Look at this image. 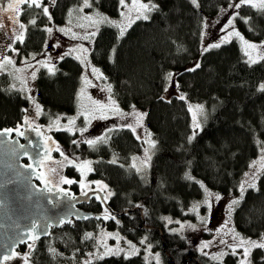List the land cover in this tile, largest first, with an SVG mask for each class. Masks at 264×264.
<instances>
[{
    "label": "trees",
    "instance_id": "trees-1",
    "mask_svg": "<svg viewBox=\"0 0 264 264\" xmlns=\"http://www.w3.org/2000/svg\"><path fill=\"white\" fill-rule=\"evenodd\" d=\"M74 1L58 0L55 19L61 21ZM151 1L157 7L149 12L148 20H135L122 38L117 27L104 24L90 51L120 106L139 107L147 113L145 123L155 141L150 166L144 173L132 167L130 158L141 150L142 142L122 127L111 132L107 143L90 147L92 174L106 181L112 193L110 205L120 213V221L111 227L145 236L161 253L163 262L159 264H223L208 263L181 234L169 232L164 217H190L191 206L205 195L201 183L222 194L237 191L250 162L264 150V91L260 89L264 61L250 63L238 37L218 48H202L205 19L232 0H198L199 8L190 0ZM95 4L118 15L120 0H96ZM236 12L238 31L251 40L264 39V11L246 5ZM39 17L28 28L20 45L22 53L39 52L46 43V30L41 26L44 18ZM196 60L200 67L189 71ZM81 72L82 64L71 55L60 59L54 74L39 70L36 99L43 109L41 122L76 111ZM168 73L174 74L180 94L164 95ZM10 84L9 74L0 72V127L16 125L29 104L28 97ZM182 94L186 99L179 98ZM190 103L203 106L199 129L193 127ZM54 133L71 145L69 131ZM85 147L83 154L88 153ZM113 159L116 163L110 162ZM189 175L194 179H188ZM256 181L255 188H245L233 210L237 232L252 238L264 235V168ZM71 221L63 232L56 231L55 236L61 238H43L34 246L31 264H73L86 255L94 239L83 237L92 221ZM49 246L59 254H50ZM237 258L229 253L224 262L237 264ZM91 260L92 264H157L140 253ZM250 260L251 264H264V249H253Z\"/></svg>",
    "mask_w": 264,
    "mask_h": 264
},
{
    "label": "rangeland",
    "instance_id": "rangeland-1",
    "mask_svg": "<svg viewBox=\"0 0 264 264\" xmlns=\"http://www.w3.org/2000/svg\"><path fill=\"white\" fill-rule=\"evenodd\" d=\"M238 0H232V2L228 3L227 5H224L219 13H217L214 16L208 17L204 21V28H203V40H202V48L209 47L210 45L221 43V40L226 36L228 32L233 31L232 27H229L228 29L222 31L224 28V25L227 23L228 19L231 18L235 14L234 8H229V4L236 3ZM96 0H92V7L91 8H84L82 12L78 11V9L82 6L83 0H77L74 1L65 11L64 17L61 21H58L55 19L53 15V11L57 5L53 7L52 10H49V13L51 15V20H49L48 16L44 15L42 12V8L32 9L29 13V20L35 19L32 15L37 16L38 22V16H42L44 18V24L41 26L46 30L47 28H52V32L49 33L46 30V43L43 47V49L39 52H32L30 53H22L19 51V53L16 52H10L8 51L4 56L11 57L14 61L13 64H7L4 63L3 68H0V72H6L9 74L11 79L10 88L13 89V85H15V89L19 90L22 87L21 81H26V85L24 87L26 88L25 91H22L27 97L31 96L34 98L35 102L41 106L39 101L36 99V80L37 75L40 69L45 68L40 61H49V66L54 65V70L57 66V63L60 61V57H65V53H69L71 51V56L77 57L82 56V52L80 51V46L83 45V47L88 49L87 57L88 61H90L89 65L82 64L79 60V62L82 64V72L80 75V88L78 90V103H77V109L75 112L71 114H58L57 116L51 118L50 120H46V123L41 122L40 116H36V108L33 104L32 100L29 99V104L27 106V111L24 115L27 113L29 114V119L32 120L33 124H37V126H40L46 131L55 132L57 130V126L53 125L51 129L49 128V125L54 121L57 117H60L59 120V126L61 127V130H63V126L68 124L69 118H75V126L74 131H69L71 133L72 141L76 140L78 144H73L71 141V145H67L69 148V151H72L71 161L73 163L71 164V167L67 171V175L69 177L75 176V180L80 182L83 180L85 184H88L91 179L90 176H93L92 173L89 175L88 167H92L91 163L88 166L78 168L77 165L83 166L85 161H92L94 160L90 156L91 152V146H89L84 141L90 140V139H96L98 137L107 135L108 140H110L111 132L114 129H119L124 127L126 124H132L133 127H136V132L134 133L136 136H140V141L142 142V148L139 150V152L134 153L130 158V164H135L137 168H140L141 170L139 172L144 173L147 171L148 167L150 166L151 159L148 161L147 165L142 164V161L145 158V149H148L147 155L151 157L153 154V148H150V145L147 141L152 140L154 141L152 135L149 137L150 131L148 130L146 123H145V117L142 121V126L137 127V121L134 115H131L133 113V107L131 108H122L118 101L116 100V97L113 94V90L111 87V92L108 91L107 86L109 85L105 78L102 70L100 67H98L91 58L90 51L92 48V44L94 42V37H91L90 39H82L84 35L90 32H97L103 26L104 24L100 25H92L90 21L83 19L85 15L93 16L95 18L96 13H100L106 17H108L110 20L118 21L124 24L125 26L128 24L129 20L135 21L136 16L138 14L139 6L141 3H150L154 4L151 0H125L124 5H119L118 15H111L108 12L102 11L98 5L95 4ZM32 11L37 12L32 13ZM71 13V15H70ZM121 13H124V15H121ZM149 15V12L146 13ZM28 21V18H26ZM27 25V29L29 24L25 22ZM132 24V23H131ZM80 25H84V27H80ZM98 28V31H97ZM128 28V27H127ZM60 29H71V32H68L66 34V31H60ZM234 29L235 31H238L235 25L234 21ZM241 36L244 37L246 41L249 43H253L256 45H261L262 42H264V39L259 40H251L246 38L240 31H238ZM72 33H76V37L74 38ZM236 37V36H232ZM231 37V38H232ZM239 42L241 43L242 49L245 52L246 46L242 43V41L237 38ZM1 49V48H0ZM248 54L246 55L247 59L249 60V55L253 60H263L261 57H264V47H257L256 49H247ZM0 57H2V54L0 53ZM77 59V58H76ZM199 61V60H198ZM197 64V60L194 62V65ZM193 66V65H190ZM92 67H95L99 69V73H102L101 78H97V75H93L92 73ZM36 73V78L32 79V73ZM87 76V79L91 81L90 84H86L83 77ZM178 83L176 78H173L172 83L170 84L168 82L167 88L168 90L164 92V95L167 97H170L174 94H180L181 90L179 87H176L175 85ZM179 85V84H178ZM115 100L116 104L119 106L120 110L123 113H127L129 115H125L123 118H121L118 115L113 114L110 107V99ZM189 102V100H188ZM109 105L107 108H101L100 105ZM192 106V116H193V124L194 119L196 122L199 123L201 127V112L196 108L197 105H201L199 103H190ZM42 107V106H41ZM135 111L138 113H145V110L135 107ZM85 115L88 116V120L90 122L85 121ZM102 116H106L107 118H101ZM95 117V118H93ZM87 128V131L81 135V133L77 130L80 128ZM199 127V128H200ZM127 128V127H126ZM198 128V129H199ZM111 129V131H109ZM196 129V128H195ZM151 134V133H150ZM83 146L86 148V151H88L87 154H83L81 150H83ZM91 147V148H90ZM261 148L258 155L252 159L250 162L247 170L245 173H248V176H244L241 180V183L239 185V188L237 191L228 193V194H222L219 192H215L214 190L209 189L204 184V189H207L208 193L212 194H218L221 199L216 200L215 195L208 197L207 193L205 192L204 197L195 202L191 208L189 209V212L191 213L190 217L186 218H177L173 216L166 215L164 217L165 220V227L169 232L181 234L186 240L192 245L194 249H196L200 254L204 255L205 260L208 263H211V261L216 262H222L225 264V257L222 258L221 261L214 260L212 257L213 255H216L221 252H228L231 253V249L228 248V244H234L237 241L233 240V233L230 231V229H234L235 233H238L234 221H233V210L235 205L233 206L231 210V214L229 215V205L232 203L233 200H239L241 198V184L247 181L248 183H256L258 175L262 171L264 167H262V164H264V160H262V157H264V151ZM135 158V159H134ZM255 162V165L254 163ZM93 163V161H92ZM53 167H57L56 164L53 165ZM71 169V170H70ZM73 169V170H72ZM136 169V168H135ZM56 170V169H54ZM75 170V171H74ZM74 172V173H73ZM82 172L84 173L82 175ZM255 173V179H253V174ZM66 176V174H65ZM95 176V175H94ZM248 183L244 184V187H248ZM208 199L211 203V210L209 211L208 206L204 203L205 199ZM195 205H199L198 209L196 211H193ZM200 217H205L206 220L202 221ZM169 220L171 222H169ZM91 228L87 230V232H91L94 234V244L93 247L86 253L85 256L79 258L77 263L73 264H80L84 263L85 260L88 259H94L96 256L89 257L88 253H97V248H99L100 252L104 251V243L107 244L108 247L115 248L117 245V239L116 236H109L107 234H118L120 241L119 246L120 248L125 249V252L121 253L126 255L129 251V246L127 244L128 241H131L132 244L136 246L137 249H139L140 254L143 255V257L147 260H155V255L159 254V263L163 262V258L159 250H156L152 247L150 242L146 241L145 236L140 235L138 236H132L128 235L124 232H121L118 229L115 228H105L104 226L100 225L98 227V224L95 222H90ZM189 225H194L195 227H189ZM86 232V233H87ZM239 234V233H238ZM245 239H251L256 241H261L262 237L264 235L252 238V237H245L241 236ZM57 238H61L58 237ZM238 239V238H237ZM144 240V243L141 244L140 242ZM223 240L226 243H220V241ZM206 242H210L209 246L206 248H203V251H201L202 245ZM149 245H151V248L149 249ZM26 248L20 247L19 253L21 254L27 253L28 247ZM238 252H241L242 250L238 249ZM204 253H208V255H205ZM98 254V253H97ZM251 257V255H250ZM249 257V260H250ZM29 257V264H31ZM157 262V261H156ZM251 262V260H250ZM11 264H24L23 259L18 257L17 259L13 260ZM61 264H68L67 262H62ZM72 264V263H71ZM237 264H239V256L237 258Z\"/></svg>",
    "mask_w": 264,
    "mask_h": 264
},
{
    "label": "snow or ice",
    "instance_id": "snow-or-ice-1",
    "mask_svg": "<svg viewBox=\"0 0 264 264\" xmlns=\"http://www.w3.org/2000/svg\"><path fill=\"white\" fill-rule=\"evenodd\" d=\"M191 4L195 7V8H199V2L198 0H190ZM121 5H124L125 0H120ZM27 6V9H32V8H42V12L44 15L48 16L49 20H51V15L49 13V8L47 6L43 5V0H7L6 2V6L5 7H0V28L5 27L3 20L5 19V17L7 18V20L12 24V25H16L18 26V31L19 34L15 36V39L17 41H19L20 43H23L24 41V36H25V31L27 30V25L20 22L19 17L21 15L24 14V9L23 6ZM250 6L253 8H256L257 10H261L264 11V0H238V2L236 3H232L229 4V8H234V9H239L242 6ZM92 7V0H83V4L82 6L78 9V11L82 12L84 10V8H91ZM157 7V5L154 4H150V3H141L139 6V10H138V14L136 16V19H144V20H148L149 16L146 14L147 12H151L153 9H155ZM71 15V13H70ZM121 15H124V13H121ZM239 16V13L236 12L233 16H231V18L228 19L227 23L224 25V28L222 29V31L228 29L229 27L233 28V31L228 32L226 34V36L221 40V43L224 42H228L232 36H236L239 37V39L242 41V43L246 46L245 48V53L246 55L248 54L247 49H256L257 47H264V42H262L261 45H256L253 43H249L248 41H246L244 39L243 36L240 35V33L238 31H235L234 29V21L235 19ZM83 19H86L88 21L91 22L92 25H100V24H109L112 25L114 27H117L119 29V38H122L125 35V32L127 31V27L131 26V23H134V21L129 20L128 24L125 26L124 24H122L121 22L118 21H114V20H110L108 17L100 14V13H96L95 14V18L93 16H88L85 15L84 17H82ZM243 19V18H242ZM247 22V21H245ZM36 20L35 19H31L28 21V24H35ZM80 27H84V25H80ZM49 33L52 32V28H47L46 29ZM60 31H66V34L68 32H71V29H60ZM98 31V28H97ZM73 37H76V33H72ZM96 35V32H90L87 33L86 35H84L82 37V39H90L91 37H94ZM209 47H220V43H216L213 45H210ZM208 48H205L204 51H207ZM71 51L74 50H70L69 53H65V55H69L71 54ZM80 51L82 52V56H77L76 58L78 60H80V62L82 64L85 65H89L90 61H88V57H87V53H88V49L83 47V45L80 46ZM114 51V50H113ZM64 57H60V59H63ZM261 59H264V57H261ZM249 61L250 63H256V60H253L251 58V56L249 55ZM4 63L7 64H13L14 61L12 60L11 57L8 56H4V57H0V68H3ZM39 63H41L44 67L47 68L48 72L50 74H54V65L49 66V61H40ZM200 65L199 63H197L195 65V68L189 69V71H195L196 68H199ZM92 73L93 75H97L99 73V69L92 67ZM102 73H99V75H97V78H101L102 77ZM36 78V73L33 72L32 73V79ZM174 78V74L173 73H168L167 76L165 77V79L171 84ZM83 79L85 80L86 84H90L91 81H89L87 79V76L83 77ZM22 83V87L21 89H19V91H25L26 88L24 87V85H26V81H21ZM176 87H179L178 83L175 85ZM13 89H15V85L12 86ZM108 91L111 92V85L107 86ZM260 89L262 91H264V84L260 85ZM165 91L168 90V88L166 87L164 89ZM181 100L186 99V97L182 94L179 97ZM28 99H31L33 104L35 105L36 108V116L39 117L41 114H43V109L42 107L37 104L34 100L33 97L29 96ZM110 99V107H111V111L113 112V114L120 116L121 118H123L125 115H129L127 113H123L119 106L116 104L115 100H111V97H109ZM100 107L103 108H107L109 107V105H103L101 104ZM196 108L201 112V114H203V106L202 105H197ZM189 110H192V106H189ZM25 111H27V109H25ZM131 115H134L137 121V127H141L142 126V121L144 119V117L147 115V113H138L135 111V106H133V113H131ZM95 118V117H93ZM101 118H107L106 116H102ZM59 120L60 117H57L54 121H52V123L49 125V128L51 129V127L53 125L57 126V130H61V127L59 126ZM85 121L86 122H90L88 120V116L85 115ZM74 126H75V118H69L68 119V124L63 126V130H67V131H74ZM124 127L129 128L131 131H133L134 133L136 132V127H133L132 124H126L124 125ZM194 128H199L200 125L198 122L195 121L194 119V124H193ZM81 135H83L84 132L87 131V128H80L77 129ZM13 129H5L2 133H0V136L6 135L10 132H12ZM18 131V129L16 130ZM111 131V129L109 130ZM20 135H23V133H19ZM150 137V133L148 134ZM195 136V132L193 133V136L189 137V141H191ZM50 139V138H49ZM137 139H140V136H137ZM108 137L107 135L98 137L96 139H90V140H86L84 141L85 143H87L89 146L91 147H95L97 144L99 143H107ZM150 145V148H154L155 147V141L149 140L147 141ZM73 144H78V142L76 140L72 141ZM56 151L60 152L61 156H64V152H62L60 150V148L57 146ZM264 151V150H262ZM148 153V149H145V158L142 161V164L147 165L148 161L151 159V157L149 155H147ZM65 159H67V157L65 156ZM135 159V158H134ZM262 160H264V157H262ZM111 163H116V160L113 159L112 161H110ZM69 164H72L73 161L69 160L68 161ZM90 161H85L83 166L77 165L78 168H82L85 166L90 165ZM255 165V162H253ZM29 168H31V165L28 166ZM132 167L136 168V170L139 172L141 169L137 168L135 164L132 165ZM262 167H264V164H262ZM92 169L90 167H88V171H91ZM54 171V170H53ZM84 173L82 172V175ZM245 176H248V173H245ZM41 178H43L41 176ZM188 179H194L193 177H191L190 175L187 176ZM255 173L253 174V179H255ZM62 182L63 183H68V184H72V183H76V181L73 180H68L65 178H62ZM80 187L81 188H85L87 187V185L83 182V180H81L80 182ZM95 183L99 188L100 191H104L107 189V185H102V182L100 181H95L93 182ZM197 183H200L199 181H197ZM248 183L247 181H245L244 183L241 184V199L243 198V192L245 191V187L244 184ZM201 187H204L203 184L201 183ZM248 187L250 188H255L256 185L255 183H248ZM63 191V190H62ZM205 192L207 193L208 197H211L213 195H215V199L218 201L221 199V197L218 194H212V193H208L207 189H205ZM85 196H87V193H84ZM112 193L109 191L107 193V195L100 197L99 195H97V199L102 200V201H107L108 197L111 196ZM204 203L208 206L209 211L211 210V203L210 201L206 198ZM239 203L238 200H233L232 203L229 205V215L231 214V210L233 208L234 205H237ZM199 205H195L194 208L192 209L193 211H196V209H198ZM79 219H89V216H82V217H78ZM103 219L107 220V219H115L114 216H112L108 209L105 208L104 210V215L102 217ZM96 219H101V217H96ZM200 219L202 221H205L206 218L205 217H200ZM169 222H171L169 220ZM64 223H72V221L70 219H66V218H60L59 220L56 221L57 225H63ZM52 225L50 224H45V225H40L39 223H37L36 221H33L31 226L27 228V231L21 235L20 239L17 241V243H24L27 244V247L29 249V251L27 253L24 254H20V253H15L12 252L9 255H5L3 257H0V264H3V261H7V260H11L15 257H20L21 259H23L24 264H29V257L31 255L32 250L34 249L35 246V241L39 240L40 237L42 235H49L50 233L48 232V227H51ZM189 227H195L194 225H189ZM230 231L233 233V240H236L237 242L234 244H228V248L231 249V254L232 255H237L239 256V264H251L249 257L251 255V252L253 249L256 248H260V249H264V237H262L261 241H256V240H251L249 239H245L243 237H240L238 233H235L234 229H230ZM109 236H116L117 239V245L115 248H111L108 247L106 243H104L103 247H104V251L100 252L99 248H97V253H88L89 257L92 256H96L97 259H103L105 256H109V255H120L121 253L125 252V249L120 248L119 246V241L120 238L118 236V234H112L109 233L107 234ZM94 234L91 232H87L84 234L83 239L84 240H90V239H94ZM238 238V239H237ZM29 241H31V243H29ZM141 244L144 243V240H142L140 242ZM210 242H206L202 245L201 251H203V248H206L209 246ZM220 243H226L225 241L221 240ZM129 249L131 251H129L128 253H126L125 258H127L128 255H135L139 252V249L136 248V246L134 244L131 243V241L127 242ZM149 249L151 248V245L148 246ZM240 249L242 250L241 252H238L237 250ZM48 251L50 254H52L53 256L58 255L59 253H57V250L51 246H49ZM205 255H208V253H204ZM228 252H221L218 253L216 255H213V259L214 260H218L221 261L222 258L226 255H228ZM155 259L157 261V264H159V254L157 253L155 255ZM84 264H92V260L88 259L84 261Z\"/></svg>",
    "mask_w": 264,
    "mask_h": 264
},
{
    "label": "water",
    "instance_id": "water-1",
    "mask_svg": "<svg viewBox=\"0 0 264 264\" xmlns=\"http://www.w3.org/2000/svg\"><path fill=\"white\" fill-rule=\"evenodd\" d=\"M5 129L13 131L0 136V257L12 252L18 253V247L24 243L17 241L33 221L42 226L52 225L47 229L50 233L53 226H60L56 224L60 218L72 220L85 215L103 217L104 212L79 207L92 197L107 195V192L100 191L98 186L75 193L68 187L54 185L49 181L41 184L35 181V177L39 179L41 177V164L52 159L57 146L67 153L54 138L53 133L45 136L43 129L35 126L29 118H25L19 128L0 127V133ZM85 192L87 196L84 195ZM97 200L114 216L109 197L107 201ZM126 211L129 210L124 212ZM44 236L47 235L41 237ZM7 261H3V264Z\"/></svg>",
    "mask_w": 264,
    "mask_h": 264
},
{
    "label": "flooded vegetation",
    "instance_id": "flooded-vegetation-1",
    "mask_svg": "<svg viewBox=\"0 0 264 264\" xmlns=\"http://www.w3.org/2000/svg\"><path fill=\"white\" fill-rule=\"evenodd\" d=\"M57 3H58V0H43V5L44 6H47L49 8V10H52L53 7L55 5H57ZM5 6H6V2L0 1V7H5ZM23 9H24V14L19 17V20H20V22L26 24L25 22L28 23L29 18H30L29 17V14H30L29 12L32 9L36 10V9H39V8L27 9V6L25 5V6H23ZM32 17L33 18L35 17V20L37 21V19H36L37 16L36 15L33 14ZM26 18H28V21L26 20ZM38 18H40V17L38 16ZM3 23H4L5 27L0 28V48H1L0 49V53L2 54V57H4V55L8 51H10V52H13L14 51L16 53H19V51H20V45L22 44V43H20L19 41H17L15 39V36L19 34V31L17 30L18 29V26L12 25L7 20L6 17L3 20ZM29 26H30V24H29ZM29 26H28V28H29ZM27 33H28V29L25 31L24 40L27 37ZM21 54H22V52H21ZM25 113H26V111H25ZM25 118H29V114L28 113L26 115H24L23 118L20 121H18V123L16 125L11 126V127H13V128H19V127H21L22 121ZM31 122H32V120H31ZM35 126H37V124H35ZM37 127H40V126H37ZM43 131H44V135L45 136H47L49 133H52V132L46 131L44 129H43ZM53 135H54V138L58 141V143L63 147V149L67 153L64 152L65 155L64 156H61L60 152L56 151V149L54 150L52 159H50L47 162H43L41 164V166H40V170L42 171L41 172V176L43 178L40 177V179H39V178L35 177V181L38 184H41L43 182L49 181V182H51L54 185L65 186V187H68V188L72 189L75 193H80V192L84 191L87 188H92V187L97 186L93 182L100 181V182H102V185H107V189L105 191L107 193L109 191L111 192V189L109 188L108 184L106 183V181L103 178L94 176L93 174H92L93 176H90V173H93V171H94V160H92L93 163L91 161V166H92L91 169L92 170L89 171V175H88V176H90L91 181L88 184H86L87 187L81 188L80 187V183L77 180H75V176L74 175L72 177H69V175H67V171L71 167V164H69L68 161L72 159L71 157H73L72 156V151H69V149H68L69 147L60 138H58L55 135L54 132H53ZM65 156L67 157V159H65ZM25 161H27V159H25ZM54 164L57 165L56 168L53 167ZM54 169H56V170H54ZM65 174H66V176H65ZM62 178L76 181V183H72V184L63 183L62 182ZM79 207H81L83 209H86V210L94 211V212H104V210H105V208L100 204V202L97 200L96 197H92L88 202L81 203L79 205ZM111 207L114 209V207L112 205H111ZM96 217L97 216L94 215V216L90 217L88 220H91V221L95 222L96 224H98V227L100 225H102L105 228H107V227L108 228H112L111 227L112 226V223H117L118 221H120V218H119L120 217V214L115 209H114V217H115V219H107V220H105L103 218L96 219ZM77 220H85V219H77ZM65 225L66 224L60 225L58 227L53 226L49 235L44 236V237H41V239L35 241V246L43 238H57V236H55L56 231L63 232V230L65 229ZM29 243H31V241ZM20 247H23V248H26L27 249V244L20 245L18 247V249H17L18 253H19V248ZM27 251H29V249ZM20 254H21V252H20ZM11 262L12 261H7L6 264H11Z\"/></svg>",
    "mask_w": 264,
    "mask_h": 264
}]
</instances>
